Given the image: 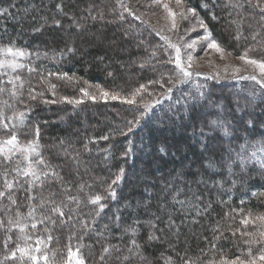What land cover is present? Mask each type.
<instances>
[{"label": "trees", "instance_id": "1", "mask_svg": "<svg viewBox=\"0 0 264 264\" xmlns=\"http://www.w3.org/2000/svg\"><path fill=\"white\" fill-rule=\"evenodd\" d=\"M93 1L0 0V9H8V12L11 13V15L0 14V47L7 45L10 39L14 40L15 47L31 53V55L25 56L24 64L36 69L31 73L27 71V68L18 69L16 72H6L0 69V87H11L7 84L8 76L4 73L19 74L25 81L30 82V84L25 83L24 86L22 98L25 102L23 104L10 98L7 92L0 94V102L8 100L12 106L0 104V110H3L5 114L4 122L9 124L8 130L0 129V139L10 136L11 126L18 123L8 120L7 117L11 116L13 111H24L30 105L31 111L28 113L24 125L16 130L18 139L22 142L32 140L33 125H39V144L42 146L40 151L46 161L55 166L64 181L68 182L66 186L70 194L76 195L77 186L82 182H87L91 187L86 188L84 192L104 195L105 189L119 170L125 169L124 179L118 186H114L117 198L107 202L108 207L102 213V218L112 217L114 213L118 212L124 221L131 223L133 219L148 221L153 218L154 214L160 216L159 227L164 229V232L163 234L157 233V235H161V239L152 242L144 249V255L149 257L151 264H165L168 257H171L175 264H185L186 261H190L191 264H221L222 260L231 261L237 257L247 262L251 258L248 254L249 247H251V256H258L260 254L258 249H261V246L257 244L249 246L245 240L251 239V237L241 236V233L247 230L259 239V233L263 229L260 228L258 222L244 226L241 224V219L248 217L249 214L253 220L258 216H264V168H261V164L257 160V158L264 159V152L258 151L264 143V115H262L264 103L261 101L260 87H257L255 91L250 83L251 80L240 83L233 79H212L211 76L201 74L193 76L186 89H173L171 99L165 98L163 93L170 85L168 77L174 78L179 69L174 63L162 66L157 61L167 60L170 55L174 59L175 50L169 48V52L165 53L159 49L158 45L167 47L162 36L156 35L148 25L135 20L127 12H123L117 0H109L103 7L105 19L114 17V22L91 20L86 24L83 19L88 17L87 10L92 7ZM61 3L64 5V11L69 14L67 17L57 11L56 5ZM125 3L139 15L129 0H125ZM203 3L217 6L209 10L201 6ZM223 3L225 0H184L185 7L197 9L199 17L207 24L212 38L221 47L241 56L249 46H258L261 37H257V41H253L251 31H259V28L254 21L248 20L247 23L252 24V29L245 26L244 35L249 39L236 40L234 38L235 27L230 24V20L234 17L228 16V9L222 7ZM121 12L125 16L123 21L118 20V15ZM213 13L215 19L212 16ZM72 15L85 24L83 31L72 24ZM92 15H95V11L92 12ZM45 18L47 23H45ZM54 18L61 20L62 27H57L53 23ZM41 25L44 26L40 32L33 30ZM142 41L144 43H136ZM67 47H73L76 51L60 55L61 50L66 51ZM153 48H157L158 56L149 60ZM249 56L259 58L254 53H249ZM146 61L147 63H145ZM141 63H144L145 66L141 67ZM49 73H53V75L49 76ZM64 73H67L72 79L58 78L62 77ZM161 74H165L163 86L148 83L160 79ZM129 75H132L133 78L129 79ZM41 77H47L52 84L56 85L55 95H53V90H48V85L42 81ZM141 84L147 86V92L141 94L144 102H154L156 99H160L161 103L153 107L139 126L133 127V131L128 132L130 126L128 122L133 121L139 112L144 110L141 97L136 98V105H129L118 100H101L95 90L100 88L112 94L127 95L139 88ZM197 85L204 86L201 91L205 92L207 99L201 103H207L208 107L201 109L197 105L195 112L189 110L186 114L183 108L184 97L188 93L195 94ZM30 87L35 88L36 92H43V96H38L36 100H29L27 92ZM82 88H86L97 99L92 100L85 97L80 91ZM252 92L258 93L255 99L249 96V93ZM64 97L83 99V103L72 105L64 101ZM246 99L250 101L247 111H254L258 121L254 127L245 131L244 128L236 129L237 120L229 116L228 119L233 124L234 135H239V140L233 139L232 136H225L222 129L213 131L205 128L204 130L217 138L212 141L214 145L222 142L225 149L231 148L239 151V146L247 144L244 155L251 157V153L256 152V158H251L245 165H239L238 161L232 164L231 173L234 174H230L227 167L228 153L224 151L225 166L221 168L217 165L215 169L209 170L213 180L222 182V189H218L219 185L210 182L206 185L194 183L201 178L208 179V176L204 175L206 156L201 153L198 146L200 136H197L205 123L204 113L219 111L212 107V104L227 105L228 110H231L236 107L237 100L244 103ZM52 101L56 102L52 103ZM74 107L90 117L91 129L87 131L82 127L81 116L76 118L78 123L71 122L70 113ZM46 110L48 113H45ZM90 110H94L91 115L88 113ZM235 115L239 118L244 116V112L236 111ZM189 117L192 118L189 119ZM60 118H64V122H57ZM215 118V115L207 117V119ZM174 122H176L173 124L175 128L172 130L174 136L170 137L167 135L169 128L166 126L172 125ZM178 129L182 130V132L179 131L180 135L177 134ZM25 132L26 135L23 134ZM121 132L127 134L121 135ZM105 136L108 139H103ZM171 139L174 142L172 146L169 145ZM62 141L63 144H61ZM226 141L229 142V146L226 145ZM85 145L87 151H85ZM129 148L131 151L125 156L124 153ZM161 148L164 149V152L160 151ZM64 149H67V154L65 153V156L60 158L59 154L62 151L65 152ZM97 150L101 152L100 157L98 156L99 159L108 162V166L105 167L96 157ZM77 153H79L81 169H91L93 160L100 162L96 167H93V175L81 173L78 171L80 170L79 166L75 168L73 157ZM190 158L193 160V164L198 166L197 170H189L188 173L187 171L182 172L180 165L188 161L192 162ZM0 160H3V156H0ZM141 165L146 166V172L153 183H142L141 175L133 174L132 170L137 171ZM18 166L21 169L27 167L26 164H18ZM11 167H13V160ZM159 171L162 172L161 175H157ZM183 173H187L184 175L185 182H171L172 179ZM143 174H146L145 171ZM15 176L16 173L10 172L9 179ZM165 179L166 181H164ZM0 182H2V178H0ZM48 183L51 186L46 184L41 193L44 198H49V191L57 192V196L54 197L57 202L65 198L58 181ZM169 184L184 189L189 197L192 195V191H195L202 195L206 201H212L209 213L198 216L192 205L181 209L179 204H174L171 199V190H165ZM25 186L27 187V185ZM37 191H39L38 187L34 190L33 195ZM80 195L83 196L84 193H80ZM23 197L24 192L18 191L17 202L22 206L17 209L15 205H11L7 209L6 215L3 212H0V215H4L5 219L10 217L13 221L19 220L20 224L23 222L32 223V220L27 217L29 209ZM178 198L185 199V196L181 195ZM145 201L150 202L147 208L142 206ZM8 203L6 199L0 200V208ZM32 203L36 204L37 201H32ZM128 204L131 207H127ZM137 204L141 206H137ZM161 205L165 207L161 208ZM70 207H74V205H70ZM94 207L87 205V207H82V211L88 213L93 211ZM17 211L20 216L16 215ZM44 214L47 212L45 211ZM168 214L172 215L177 226L171 230L166 228ZM37 215H39V210ZM101 219H98L96 225L98 232L103 231L100 224ZM110 227L113 235L109 237V234L105 233V237L108 239L93 235L83 241L84 244L91 245L89 249H81L87 264H93V258L97 256L101 246L105 243L127 244V236L123 237V240L120 239L122 229L118 230L113 225ZM43 228L44 225L37 224L36 231L39 235L47 238V233L43 231ZM237 229L239 231L233 236L232 233ZM221 233H223L221 239H213L214 236H219ZM11 234L12 240L9 242L8 248L0 246V264H13V262L6 261L4 257L10 251L15 250L18 245L33 241L21 238L22 235L29 237L32 234L27 230L21 234L19 228H12ZM51 234L53 239L48 242L44 252L48 254L49 263H57L67 258L69 231L67 229L53 230ZM5 235L4 228H0V240H3ZM146 236L147 228H144L140 232V243H143ZM70 243L75 248L77 240L73 238ZM40 262V264H44L43 260ZM14 264H31V261L17 259Z\"/></svg>", "mask_w": 264, "mask_h": 264}, {"label": "snow or ice", "instance_id": "2", "mask_svg": "<svg viewBox=\"0 0 264 264\" xmlns=\"http://www.w3.org/2000/svg\"><path fill=\"white\" fill-rule=\"evenodd\" d=\"M141 0H137V3H140ZM117 3L123 9V12H127L129 16L134 17L135 20L141 21L143 24L148 25L149 28L155 32L156 35L162 36V39L166 42L167 47L165 45H158L159 49H162L163 52L168 53L169 48L175 50V58L173 59L171 55L167 60H158L157 63L166 66L168 64H175L179 69L178 73H176L175 78L172 76L168 77V83L171 85L167 88V91L163 93V96L167 99H171V94L174 88H178L181 85L187 84L194 75L199 76L201 73L194 72L192 70L193 65V56L190 51L185 52L186 60H182L181 58V45L179 43H174L170 36L162 35L161 31L155 29L147 20L143 19L142 14L137 15V13L129 7L125 0H117ZM179 11H174L173 8L169 6L168 2L165 0H152L151 4H143L145 7L161 6L165 9L167 13V18L170 20V28L169 31H176L179 26L180 21H187L190 18L195 19L197 24L205 29V35L201 37L200 41H192L191 43L184 44L185 49H195L198 43H204L206 49H215V51L221 53L223 55L224 49L221 45L212 38L211 32L208 31L207 24L199 17L197 9L194 7H185L184 0H175ZM203 8L211 10V8L216 7L215 4L203 3L201 5ZM15 7V5H12ZM222 7L228 9V16L234 17L230 20V24L235 27L234 38L236 40H248L249 37L244 35L245 26L249 29H252V24L247 23L248 20L254 21L258 26L259 31L252 30L251 31V39L253 41H257V37H261V40L258 42V46H249L245 49L244 53L239 57V59L245 62V65L254 69H259V76L255 74L240 76L235 75L242 71L240 67L233 68V78L234 79H247L252 81H257L260 85V94L261 101L264 103V0H225ZM58 13L67 17L69 14L64 11V5L57 4L56 5ZM247 9V11H246ZM27 11V10H25ZM88 17L92 21L96 20H105V13L103 9L99 5H94L88 10ZM95 11V15H92V12ZM121 12L118 15V20H125V16ZM0 14H8V9H0ZM215 19V14H212ZM258 17V18H257ZM72 24L79 30L83 31L85 28V24L81 23L75 15L71 16ZM109 23L114 21H108ZM45 23H47V19L45 18ZM53 23L57 27H62L60 19H53ZM44 25H41L39 28L33 29L36 32H40ZM190 29H184L186 33ZM182 40L183 37L181 36ZM141 43H144L143 41ZM76 49L73 47H67L66 51L61 50L60 55H65L67 52H75ZM249 53L256 54L259 58L250 57ZM0 55L5 58H0V69H10L11 72H16L18 69L27 68L29 73L36 71V69L26 66L23 63L18 62V57H25L31 55V53L26 50L15 47V41L9 40V43L3 47H0ZM46 55V53H45ZM158 56L157 48H153L149 57V60ZM7 57H11L8 59ZM147 63V61L145 62ZM141 67H144L145 64L141 63ZM155 70V69H154ZM175 72V70H173ZM228 71L227 66L225 67V72ZM8 76L7 84L11 85L10 88L0 87V94L5 92L8 93L9 97L15 99L19 103L23 104L25 101L22 98L24 96V86L25 83H29V81H25L21 75H10L8 73H4ZM49 76L53 75V73H49ZM164 75L161 74L160 79L149 81V84H160L163 86L165 83ZM220 73L217 72L212 75V79H216L219 77ZM61 79L71 80L72 78L68 76L67 73H64L62 77H58ZM42 81L48 85V90H53V95H55L54 89L56 88L55 84H52L47 77H41ZM203 85H197V91L195 94L188 93L185 95V103L183 108L185 113L187 114L189 110L195 112L197 110V105L201 109H206L208 107L207 103H201V101H206L207 97L205 92L201 91ZM80 91L84 94L85 97L96 100L97 97L93 96L89 93L86 88L80 89ZM147 92V86L141 84L139 88L135 89L130 93V98H122L119 94H112L110 92L104 91L101 93V99H112V100H121L124 103L129 105L137 104V97H141V104L143 107V111L139 112V115L133 120L129 121L128 132L133 131V127L139 126L140 122L145 119L148 114L152 111L153 107L157 104L161 103L160 99H156L154 102H144L142 93ZM43 92H36L35 88L29 89L27 92V98L29 100H36L38 96L42 97ZM256 93H249V96L253 99L256 97ZM64 101L72 105H80L83 103V99L77 98H69L64 97ZM56 101H52L55 103ZM48 103V101H45ZM179 103V101H178ZM0 104L8 107H12L8 100H4L0 102ZM250 106V101L245 100L244 103H241L239 100L236 101V107L228 110L227 105L223 104H212V107L217 108L219 111L216 113H204L205 123L201 128L199 136L200 139L198 141V146L201 149L202 155L206 156V163L204 165V175L208 176V179L205 180L203 178L194 181L196 184H208L209 182L214 185L223 186L222 182L215 181L212 179V175L209 174V170L215 169L217 165L221 168L225 166V158L223 156V152L227 151V167L231 173L232 164L239 162V165H245L249 162L251 158H256V152L251 153V157L245 156L244 152L247 147L246 145L239 146L240 150L236 151L235 149H225L223 143H219L214 145L212 143L213 140L217 139L216 137L211 136L204 129L208 128L213 131L216 129H222L225 136H232L233 139L239 140V135H234L233 124L232 121L228 119L229 116H232L234 120H237V124L235 126L236 129L244 128L245 131H248L250 127H254L258 121L254 111L249 112L247 109ZM31 111V106L25 108L24 111H13L12 115L7 117L8 120H14L18 123L13 124L11 126V134L5 139H0V156H3V160H0V173H2V182H0V200L6 199L9 203L4 205L3 208H0V212H3L6 215L7 209L11 205H15L17 209L22 205L17 202V192L23 191L24 197L23 199L28 204V212L27 217L32 220L31 228L36 229L37 224L44 225L43 231L47 233V240L51 241L53 236L51 232L53 230H64L67 229L69 231V245L67 246V258L61 262V264H87V261L84 259L81 249H89L91 245H86L83 241L86 238H91L93 235L96 237H105V233L109 234L111 237L112 228L108 224H104L103 231H96V225L98 219L102 218V213L105 212V209L108 207V201L115 200L117 198L116 188L114 186H118V184L125 177V169L121 168L116 174L115 178L111 180L105 189V194L101 195L99 193L90 194L84 192L86 188H90L87 182H82L77 186V194L72 195L68 191V187L66 186L68 182L64 181V178L60 176L59 172L56 170L55 166L51 165L48 161H46L45 157L42 155L40 149L41 145L39 144V136H40V127L39 125H33V139L28 141L26 144H21L18 140V136L16 134V130L23 126L25 120L27 119L28 113ZM236 111L244 112V116L239 118L236 117ZM4 112L0 110V129L8 130L9 124L4 122ZM215 115V119H207L208 116ZM262 115H264V109H262ZM247 117V119H245ZM183 119V117H181ZM192 117H189L191 119ZM23 134H27L26 132ZM121 135H126L127 133L121 132ZM103 139H108L107 136L103 137ZM63 144V141L61 142ZM87 146L85 145V151H87ZM65 153H67V149H64ZM131 151V148L128 149L124 153L125 156ZM161 152H164V149H160ZM258 151L264 152V143H262L261 147ZM17 153L23 154L24 160L27 161V167L21 169L19 166L11 167V162L13 160V156ZM219 156V159H217ZM74 162L77 166L80 164L79 153L73 157ZM258 162L261 164V168H264V159L257 158ZM238 165V166H239ZM37 166H39V171H37ZM10 172L16 173V176L12 179H9ZM50 181H58L60 188L63 190L64 199H61L59 202L56 201L54 197L57 196V192L49 191V198H44L41 193L46 184L50 187L51 185L48 183ZM233 183H235L233 181ZM27 185V187L25 186ZM39 188V191L33 195L35 189ZM166 191L171 190V199L174 204H179L181 209L192 205L198 216H203L209 213L212 208V201L205 200L202 195L197 194V192L192 191V195L189 197L186 195L184 189L177 188L171 184H169ZM80 193H84L83 196ZM184 195L185 199H179L178 197ZM39 197V199H37ZM167 198V197H166ZM32 201H37L36 204H33ZM195 201V204H193ZM150 202L145 201L142 205L147 208ZM70 205H74V207H70ZM87 205H93L94 210L88 213H84L82 211V207H87ZM127 207H131L130 204L126 205ZM141 206V205H137ZM164 205H161V208H164ZM39 210V215H37ZM45 211L47 214H44ZM17 216H20L19 211L16 213ZM112 225L118 230L122 229L120 239L123 240V237H128L127 244H112L110 242L105 243L101 246V249L97 256L93 258V264H151V260L149 257L144 255V249L146 246L150 245L152 242L159 241L161 239V235H157V233L163 234L164 229L159 227V223L161 222V217L157 215H153V218L148 221H141L140 219H133L131 223L124 221L119 213H114L112 217L109 218ZM259 221L260 228L264 229V216H258L255 220L251 219V215L248 217L241 219V224L244 226H248L250 224H255ZM183 223V221H182ZM29 227L27 224H20L19 220L13 221L10 217L5 219L4 215H0V228H4L5 237L3 240H0V246L5 249L8 248L9 242L12 240L11 229L19 228L21 234L24 233V230ZM173 227H177L175 225V221L172 219V215L168 214V221L166 224V228L171 230ZM147 228V236L143 240V243H140V232L142 229ZM215 231V229H214ZM239 231L237 229L232 233L233 236L236 235V232ZM250 236L251 239L245 240V243L249 246L253 244H257L261 246L260 254L258 256H251V247H249V256L251 257L247 262L241 260L237 257L234 260L226 261L222 260L221 264H264V231H260V238L257 239L255 235L247 232L245 230L241 233V236ZM223 237V233L219 236H214V240H219ZM21 238L31 239V237ZM75 238L77 240V245L75 248L71 245V240ZM108 239V237H105ZM43 240H37V247L35 249L29 247H17L16 250L10 251L8 255L4 257L6 261L14 262L19 259L20 261H31V264H40V261L43 260L44 264H49V257L47 252H42L39 245L43 243ZM17 252L21 255L17 257ZM55 255V253H53ZM165 264H175V261L172 260L171 257H168L165 260ZM185 264H191L190 261H186Z\"/></svg>", "mask_w": 264, "mask_h": 264}, {"label": "rangeland", "instance_id": "3", "mask_svg": "<svg viewBox=\"0 0 264 264\" xmlns=\"http://www.w3.org/2000/svg\"><path fill=\"white\" fill-rule=\"evenodd\" d=\"M108 1L109 0H94L93 3L92 2L91 3L93 4L92 7L94 5H99L103 9L104 5H106L108 3ZM129 1H130V4H132L133 8L139 13V15L142 14L144 20H147L155 29H157L158 31H161L162 35L170 36L174 43H179L181 45V58H182V60H186V56H185V52L186 51H190L191 52V54L193 56L192 70L194 72H199L202 75H207V76H211V77L215 73L219 72L220 75H219V77H217L218 79H233V80L238 81L240 83L244 82L247 79H243V80L234 79L233 78V75H234L233 68L234 67H240L242 69V71L240 73L235 74V75L247 76V75L255 74V75L259 76V69H254V68L246 66L245 62L243 60L239 59L240 56H237V55L227 51L223 47H222L224 49L223 55H221V53L215 51V49H206L205 46H204V43H198L195 49H185L183 47L184 44L191 43L194 40L200 41L201 37H203L205 35V31H203V28H201L197 24V21L195 19H191L190 18L187 21H180L178 29L176 31H169L170 20L167 18V13H166L165 9L162 7V5L161 6L153 5L152 7H145V6H142V5L143 4H151L152 0H141L140 3H137V0H129ZM165 2H168L169 6L171 8H173L174 11H179V8L177 7V5L175 3V0H165ZM103 11H104V9H103ZM83 20H84L85 23L91 21L90 18H84ZM103 21H105V22L114 21V17L106 18ZM184 29H190V30L185 33ZM181 36L183 37L182 40L180 39ZM136 43H141V42H136ZM132 47H134V45H132ZM0 58H5V57L0 55ZM7 58L11 59V57H7ZM17 60H18V62L24 64L26 58L25 57H18ZM226 66L228 68L227 72H225V67ZM1 70L6 71V72H10L11 71L10 69H1ZM194 76H196V75H194ZM129 77H130L129 79L133 78L132 75L131 76L129 75ZM250 83L253 86V90H255V91H256L257 87L258 88L260 87V85H259V83L257 81H252L251 80ZM169 86H171V85H169ZM187 87H188V83L185 84V85H181L178 88H174V89L181 90V89H186ZM95 91L99 94L98 97L100 98L101 93L104 92L105 90L97 88ZM256 94H258V93H256ZM119 95L122 98H130V94H127V95L119 94ZM172 96H173V94H171V97ZM101 100H105V99H101ZM107 100L112 101V99H107ZM118 101H121V100H118ZM47 111L48 110H46L45 113H48ZM93 111L94 110H90L88 113L91 115L92 113H94ZM78 116L82 117V120L80 122H81V125H82V127L84 129H86L88 131L89 129L92 128L91 127V123H90V121H91L90 117L85 115V113H82L81 111H78L77 109H75V107L72 108V111L70 113L71 122L72 123H74V122L78 123L79 121L76 119ZM57 122H64V118L58 119ZM176 122L172 123V125H167L166 126V127L169 128L167 130V135L170 136V137L174 134L173 133L174 131H172L175 128L173 124H175ZM179 131L182 132V130L181 129L177 130V134L178 135H180ZM198 135H199V133L197 134V136ZM18 140H19V142L22 145L26 144L28 142V141L27 142H22L20 139H18ZM172 140L173 139H171L169 141V145H171V146L174 145L173 144L174 142ZM226 145L229 146V142L228 141H226ZM98 150L96 152V157L99 159V157H100L99 155L101 154V152H99ZM59 156H60V158H63L65 156V152H63V151L60 152ZM99 161L102 162L105 167L109 165V163L106 162V161H102L101 159H99ZM99 161L95 162L93 160L91 162L93 164V167H96V165L98 163L100 164ZM191 161L192 162L188 161L185 164L180 165V169L182 170V172L187 171V173H188L189 170H194V171L197 170L198 166L193 164V160L192 159H191ZM18 164L19 165H25V164L27 165V161L24 160L23 154H21V153H17L15 156H13V167L18 166ZM74 165H76V163ZM93 167H90L91 169H89V168H82L81 169V167L79 166L78 168H80V170H78V171H80L83 174L87 173L89 175H93V171H94ZM75 168H77V165L75 166ZM39 170L40 169L37 166V171H39ZM228 170H229V168H228ZM143 171H145L146 174H143ZM132 172H133V174L134 173H138V174L141 175L142 183H145V184L153 183V180L149 177V175L146 172V166L145 165L139 166V168H137V171L135 169H133ZM187 173L180 174V176L175 177L174 179H172L173 181H171V182L172 183H174L175 181L182 182V183L185 182V176L184 175L187 174ZM161 174H162L161 171L157 172V175H161ZM77 175H79V174H77ZM131 178L133 179V181H135L134 180L135 178L132 177V175H131ZM228 179H229V177H228ZM164 181H166V179ZM217 188L218 189H222L220 186L217 187ZM109 218L110 217L101 219V223H100L101 224V228H103L102 226L104 224H108L109 226L112 225V223H111ZM257 222L259 224V221H257ZM21 224L22 225L23 224L29 225V227H27L25 230H27L29 233H32L31 235H29V237H31V240H33V241L31 243L18 245L17 247H29V248L35 249L37 247V240L40 239V240H43L44 242L41 243L39 245V247L41 248L42 252H44L45 248H46V246H47V244L49 242L47 240V238L45 236L39 235V233L36 231V229H32L31 226H30L31 222H23ZM261 231H264V229L261 230ZM16 248H15V250H16ZM20 255L21 254L19 252H17V256H20ZM61 262L62 261L57 262V263H49V264H61Z\"/></svg>", "mask_w": 264, "mask_h": 264}]
</instances>
